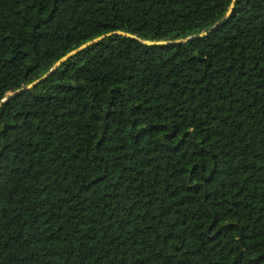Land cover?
Listing matches in <instances>:
<instances>
[{
	"label": "trees",
	"instance_id": "trees-1",
	"mask_svg": "<svg viewBox=\"0 0 264 264\" xmlns=\"http://www.w3.org/2000/svg\"><path fill=\"white\" fill-rule=\"evenodd\" d=\"M0 0V264H264V0Z\"/></svg>",
	"mask_w": 264,
	"mask_h": 264
},
{
	"label": "water",
	"instance_id": "water-1",
	"mask_svg": "<svg viewBox=\"0 0 264 264\" xmlns=\"http://www.w3.org/2000/svg\"><path fill=\"white\" fill-rule=\"evenodd\" d=\"M235 3V0H231L230 2V5L225 13V16L224 18L219 21L216 25H214L213 27H211L210 29H208L207 31L205 32H202L200 34H197V35H192L190 37H186V38H182V39H177V40H173V41H151V40H148V39H139V38H136L134 37L133 35L131 34H128V33H125V32H122V31H117V32H114V34H119V35H123V36H127L129 38H132V39H136L137 41H140L141 43L145 44V45H148V46H161V45H169V44H182V43H185L187 41H191L193 39H197V38H203L205 37L206 35H208L210 32H212L213 30H215L217 27H219L221 24H223L225 21H226V18L229 16V14L231 13L232 11V8H233V5ZM113 33H107V34H103L101 36H98L92 40H89L81 45H79L77 48L67 52L65 55H63L62 57H60L52 66L51 68L45 73L43 74L41 77H39L38 79L32 81L31 83H28L27 85L19 88V89H16L12 92H7L5 94V96L0 100V107L2 104L6 103L7 101H9L11 98L27 91V90H30L32 89L33 87H35L38 83L44 81L45 79H47L54 70H56L63 62H65L67 59H69L70 57H72L73 55H75L76 53H78L79 51L83 50L84 48L92 45V44H95L97 42H99L100 40L104 39L105 37L111 35Z\"/></svg>",
	"mask_w": 264,
	"mask_h": 264
}]
</instances>
